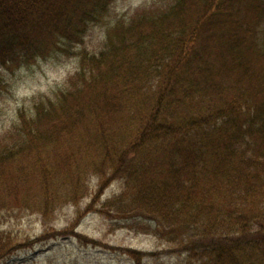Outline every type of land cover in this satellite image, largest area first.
<instances>
[{
  "label": "trees",
  "instance_id": "1",
  "mask_svg": "<svg viewBox=\"0 0 264 264\" xmlns=\"http://www.w3.org/2000/svg\"><path fill=\"white\" fill-rule=\"evenodd\" d=\"M117 1L0 0V98L22 67L76 60L0 133V213L49 215L97 172L83 211L165 239L177 264H264V0ZM77 221L0 230V260Z\"/></svg>",
  "mask_w": 264,
  "mask_h": 264
},
{
  "label": "rangeland",
  "instance_id": "2",
  "mask_svg": "<svg viewBox=\"0 0 264 264\" xmlns=\"http://www.w3.org/2000/svg\"><path fill=\"white\" fill-rule=\"evenodd\" d=\"M143 0H118V12L124 13ZM92 37L93 39H91ZM88 36L96 44L99 37ZM76 66L75 58L61 60L54 57L40 58L16 74L17 78L0 98V133L17 119L19 108L29 109L31 98L37 94L53 95L65 83L67 75ZM102 175L93 172L85 177L90 194L80 200L61 199L51 214L42 216L28 211H4L0 213V230L33 238L49 228L56 230L78 220L73 233L49 238L32 246L17 249L0 264H134L123 248H135L147 254L144 264H177L183 259L173 246L158 236L136 232L122 225H110V214L101 212L98 203L90 211H83L91 201ZM118 191V183L111 181L101 193L100 199ZM82 212V214H80ZM120 221V220H119ZM72 224V223H71ZM81 235L79 238L77 235ZM92 240V241H89Z\"/></svg>",
  "mask_w": 264,
  "mask_h": 264
}]
</instances>
